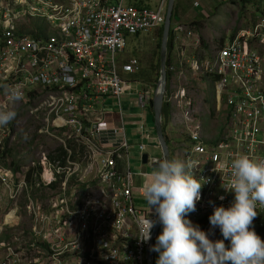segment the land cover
<instances>
[{"label":"built area","instance_id":"1","mask_svg":"<svg viewBox=\"0 0 264 264\" xmlns=\"http://www.w3.org/2000/svg\"><path fill=\"white\" fill-rule=\"evenodd\" d=\"M248 3L258 18L249 28L229 31L211 53L179 54L186 46L204 43L194 27L172 26L176 45L169 56L164 99L171 109L169 119H176L189 142L186 147L180 140L176 146L184 148L185 162L193 165L203 184L196 210L186 218L213 241L221 235L209 222L214 206L227 208L234 201V191L225 189L232 160L242 153L264 158V0ZM166 8L165 0L152 5L128 0H0V104L9 102V89L17 90L22 95L18 109L27 108L41 120L39 137L83 145L76 158L71 157L75 151L64 146L63 160L55 150L53 159L43 153L22 170L0 166V187L9 201L1 208L0 196V264H147L156 226L151 239L140 242L137 219L148 213L151 219L156 216L154 210L137 205L146 200L129 166L121 98L132 94L129 106L138 108L133 123L140 134L137 150L143 153L148 132L142 112L156 88L147 83L142 90L127 92L140 62L136 56L126 57L124 49L128 37L162 27ZM184 63L212 85L218 132L212 126L205 132L184 88L177 91L170 84L176 74L186 80ZM113 111L118 117L108 122ZM11 123L9 138L14 135ZM77 172L81 174L76 178ZM70 176L81 193L78 201L76 190L68 188ZM42 190L48 195L37 196ZM256 211L251 227L259 231L264 229V206Z\"/></svg>","mask_w":264,"mask_h":264},{"label":"clouds","instance_id":"2","mask_svg":"<svg viewBox=\"0 0 264 264\" xmlns=\"http://www.w3.org/2000/svg\"><path fill=\"white\" fill-rule=\"evenodd\" d=\"M9 103L22 100L17 90L7 91ZM17 113L7 105L0 106V127L15 120ZM143 182V197L156 219H137L140 242L151 239L159 222L162 232L150 251L159 255L156 264H264V240L251 227L256 209L264 206V158L239 154L231 162V179L226 191H234L229 207L214 206L209 222L219 227L224 239L211 240L198 225L187 219L201 198L202 183L190 163L163 158ZM224 199L223 196L220 197ZM230 241V246L225 245Z\"/></svg>","mask_w":264,"mask_h":264},{"label":"rangeland","instance_id":"3","mask_svg":"<svg viewBox=\"0 0 264 264\" xmlns=\"http://www.w3.org/2000/svg\"><path fill=\"white\" fill-rule=\"evenodd\" d=\"M127 1V0H126ZM129 1V0H128ZM167 2V0H165ZM233 1L237 0H228L227 3L221 2L220 0H174V6H176V12L180 10L181 12V19H183V24H188L192 21H201L204 22L206 27L209 30L215 31L221 37H228V32L230 30L237 31L239 26L241 25L242 28H249L250 25L258 18L259 13H253L252 2L250 3H236ZM131 2V1H130ZM144 4L152 5L154 0H143ZM194 2H198V7H193L192 4ZM174 9V8H173ZM179 15V13H178ZM198 29V28H197ZM159 29H151L150 31L144 32L140 35L134 37H128L124 55L128 56H136L140 62V71L147 73L144 77H138V73L130 77L131 80V87L127 90V92H134L136 90H142L145 88L147 83L152 85L156 88L158 78H159V48H160V40L161 36L158 33ZM228 34V35H226ZM213 44V43H210ZM194 49V50H193ZM198 49V50H197ZM202 49V50H201ZM211 47L201 45L200 47L196 46H186L184 51L182 52L184 55L190 54H199L200 51L203 54V50L205 53L210 51L212 52ZM193 50V51H192ZM196 50V51H195ZM172 52V51H171ZM170 52V54H171ZM199 52V53H197ZM175 60L172 63H176ZM183 71L185 72L186 80L183 81L178 79V74L174 75L170 81V84L175 87V90L179 91L184 88L186 95L191 99L193 108L195 110V116L198 120L204 124V131L208 132L212 127L215 132H218L217 129L219 124V117L214 113V95L212 85L207 83L206 79L202 78V75L198 72H193L189 68V64H183ZM150 73V74H149ZM140 74V73H139ZM207 81V82H206ZM164 99V97H163ZM7 105L9 108L14 110L17 113L15 120H13L14 128H13V137L9 138V125L1 127L2 132H0V166H3L9 169V166L15 168L16 166H26L31 163V161H39L42 157V154L45 153L47 155H55V150H59L61 147L64 149V146L67 149H73L75 152L71 154V157L76 158V151L82 152L83 145L79 142H73L68 140L57 141V140H50L47 137L45 139L39 137L37 134V129L41 124L40 118L35 116L29 115L26 111L27 108H22V106L18 109L19 104H11L6 102L4 104H0V106ZM22 108V110H21ZM18 109V110H17ZM137 109L130 107L127 103L123 101V112L125 115L128 113H134ZM21 111V112H20ZM18 112L19 115H18ZM149 111L146 109L142 112L143 114V121L147 124V130L153 124L151 121V116L148 113ZM174 114L173 117L179 118V112L174 108L172 109ZM132 119H138L136 116H131ZM211 119V120H210ZM149 126V127H148ZM163 126V121H162ZM7 127V128H6ZM126 131L129 139L133 136V141H131V147L129 150V166L130 170L134 174H138L140 171L150 173L154 170V168L150 167L149 165H143L140 162V153L137 150L136 140L138 131L136 126L130 125L126 123ZM165 133L170 139L173 141L175 140L178 142L187 141L185 138V134H182V127L180 124L177 123L175 120L167 119L166 126H165ZM132 135V136H131ZM181 140V141H180ZM177 142V143H178ZM184 142V143H185ZM63 144V145H62ZM186 147L189 146V142H186ZM147 149L146 152L151 156L161 157V151L154 149L151 147L153 144H149L146 142ZM172 145V144H171ZM178 153L176 156L174 155V159H179L180 161L185 162L182 151L183 147L176 146ZM3 151V153H2ZM2 153V154H1ZM173 150L169 151V155H173ZM81 172H77L75 177L79 176ZM70 179V180H69ZM137 180H140L139 178ZM75 184V179L73 177L68 178V188L69 191L76 190L75 200L78 201L81 198V193L79 192L78 188H74L73 185ZM37 196L45 197L47 196V192L42 190L36 193ZM0 196L4 198L1 208H3L6 202L9 201L5 200L7 197L6 191L0 187ZM21 199V197H20ZM22 200V199H21ZM137 205L141 208L149 209L147 201L138 202ZM22 222L26 224L28 221L26 219V211L22 210ZM162 232V226L158 235ZM157 235V236H158ZM222 235V234H221ZM220 235V236H221ZM262 240H264V234L259 235ZM157 238V237H156ZM156 243V241H155ZM158 253L155 252V264L156 259L158 257Z\"/></svg>","mask_w":264,"mask_h":264},{"label":"water","instance_id":"4","mask_svg":"<svg viewBox=\"0 0 264 264\" xmlns=\"http://www.w3.org/2000/svg\"><path fill=\"white\" fill-rule=\"evenodd\" d=\"M174 0H167V8L165 14V21L162 25V33L159 48V78L156 86V92L154 93L151 100V108L153 114V127L156 135L157 142L161 150V157L158 159L168 158L171 159L169 155V149L165 141V137L162 129V103L164 92L166 88V59H167V43L169 32L171 28V18L173 14ZM157 160V161H158ZM147 154L142 155V163L146 164ZM155 168V162L151 165ZM161 224L158 222L154 231V235L149 243V248L147 249V264H155V252L150 251V247L155 244L156 237L160 231Z\"/></svg>","mask_w":264,"mask_h":264},{"label":"crops","instance_id":"5","mask_svg":"<svg viewBox=\"0 0 264 264\" xmlns=\"http://www.w3.org/2000/svg\"><path fill=\"white\" fill-rule=\"evenodd\" d=\"M156 2V0H154V3ZM233 2H235L234 4H236V3H239L240 2V0H237V1H233ZM153 3V4H154ZM178 13H179V15H178ZM178 13L176 12V17H175V21L173 22V24H172V26H175V25H177V24H182V25H189V26H191V27H194V29L196 30V31H198V34H199V36H200V38H201V41H202V43H204L205 44V46H208V47H214L216 44H219L220 42H221V38H223V37H221L219 34H217L215 31H213V30H209L207 27H206V25L204 24V22H201V21H192V22H190V23H188V24H183L182 22H183V19H181V12H180V10L178 11ZM197 22H199L200 23V27H199V29H197L198 27H196L195 25H191L192 23H197ZM239 29H246V28H242L241 27V25L239 26ZM230 31H235V29L234 30H230ZM210 43H213V44H210ZM173 46L174 45H176V43H175V41H173V44H172ZM173 49V48H172ZM133 99V97H132V94L131 95H124V96H122V98H121V102H122V113H123V116H124V118H125V121H126V123H127V125L128 124H130V125H134V126H136V128H137V125L135 124V123H133L134 121H136L137 119H132V117L131 116H136V117H138V110H136L134 113H128L127 115H125L124 114V112H123V101L125 102V103H127L128 105H129V101L130 100H132ZM134 108H136V106H134ZM138 109V108H137ZM152 109V108H151ZM115 110V109H114ZM213 110H214V107H213ZM114 112V114H109V115H107V120H109L108 122H110V119H111V117H118V115H116V111H113ZM149 113V112H148ZM150 115V114H149ZM152 116H153V114H152ZM211 120V119H210ZM114 123H117V121L115 120L114 121ZM126 123H125V128H126ZM147 125V124H146ZM211 126H212V121H211ZM149 127V126H148ZM147 132H148V134H146V138H145V140H144V143L146 144V142H148L149 144L151 143V144H153L151 147H153L154 149H157V150H160V147H159V144H158V142H157V139H156V135H155V131H154V127H149V129L147 130ZM126 133H127V131H126ZM132 136V135H131ZM127 137H128V135H127ZM148 138V139H147ZM136 140V146L138 145V143H140V134L138 133V135H137V139H135ZM131 141L132 142H134L133 141V136L129 139V137H128V142H129V144H130V147H131ZM177 142L178 141H176L175 140V137L173 138V141H170V145L172 144V146L171 147H173V152H175V153H173V155L171 156V159H174L173 158V156L175 155L176 156V154L178 153V151H177V149H176V144H177ZM130 147H129V150H130ZM146 149H147V145H146ZM146 149H145V151L143 152V153H140V162H141V164H143L142 163V155L143 154H147V160H148V157H152V158H156L157 160L160 158V157H157V156H151V155H149L147 152H146ZM129 150H128V155H129ZM161 151V150H160ZM172 151V150H171ZM156 160V161H157ZM152 163H154V162H152ZM152 163H150V164H148V161L146 162V164H143V165H149L150 167H152L151 165H152ZM25 167H21V166H18V167H16L15 168V170H22V169H24ZM153 168V167H152ZM141 173H146V172H143V171H140L138 174L136 173V174H134V183H135V185L136 186H143V182H144V178L143 177H141L140 176V174ZM148 174V173H147ZM140 179V180H137V179ZM18 204H19V206H21V202H18ZM16 206H17V200H16ZM18 207V206H17Z\"/></svg>","mask_w":264,"mask_h":264},{"label":"trees","instance_id":"6","mask_svg":"<svg viewBox=\"0 0 264 264\" xmlns=\"http://www.w3.org/2000/svg\"><path fill=\"white\" fill-rule=\"evenodd\" d=\"M129 1H131L133 4H135V5H142V4H144V2H143V0H129ZM240 2L241 3H247V2H249V0H240ZM146 5V4H145ZM175 17H176V6H174V9H173V14H172V18H171V28H170V32H169V37H168V43H167V59H166V89H167V87H168V79H169V72H168V65H169V56H170V52L172 51V48H173V34H172V24H173V22L175 21ZM196 24V25H195ZM191 25H195L196 27H198V29H199V27H200V23L199 22H197V23H192ZM158 33H159V35L161 36V33H162V27H160L159 28V30H158ZM140 73V74H139ZM150 74V73H149ZM147 75V73H144V72H141V71H139L138 72V75H136V76H138V77H144V76H146ZM154 87V86H153ZM155 88V87H154ZM22 110V109H21ZM147 110L149 111V114H150V118H151V121L153 122V116H152V109H151V101H150V105H149V107L147 108ZM170 111H171V109H170V106L168 105V103L166 102V100L165 99H163V103H162V114H161V116H162V121H163V126H162V129H163V134H164V137H165V141H166V144H167V146H168V149H169V151H171L172 150V147H171V145H170V139H168V137H167V135H166V133H165V126H166V121H167V119H169L170 118ZM21 112V111H20ZM20 112H18V115H19V113ZM11 125H12V123H11ZM151 127H153V124L151 125ZM59 155H58V157H59V159H64L63 158V155H64V149L61 147L59 150ZM50 158L49 159H53V156L52 155H50L49 156ZM17 167V166H16ZM15 167V168H16ZM37 167H40L39 165H37ZM201 229H202V227H200ZM258 235H263L264 234V229H262V230H259V231H255ZM219 239H224L223 238V236L221 235L220 236V238ZM225 242V245L226 246H230V241L229 240H225L224 241Z\"/></svg>","mask_w":264,"mask_h":264},{"label":"bare ground","instance_id":"7","mask_svg":"<svg viewBox=\"0 0 264 264\" xmlns=\"http://www.w3.org/2000/svg\"><path fill=\"white\" fill-rule=\"evenodd\" d=\"M193 50H194V49H193ZM193 50H192V51H193ZM197 50H198V49H197ZM201 50H202V49H201ZM195 51H196V50H195ZM197 53H199V52H197ZM195 54H196V53H195ZM181 148H182V147H181ZM0 152H1V151H0ZM182 152H183V151H182ZM2 153H3V151H2ZM2 153H1V154H2ZM182 162H183V161H182ZM8 216H9V215H8Z\"/></svg>","mask_w":264,"mask_h":264}]
</instances>
